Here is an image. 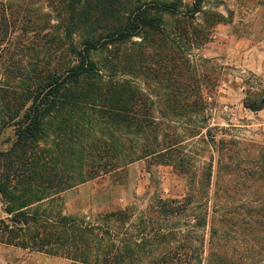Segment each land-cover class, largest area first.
<instances>
[{"label":"trees","instance_id":"1","mask_svg":"<svg viewBox=\"0 0 264 264\" xmlns=\"http://www.w3.org/2000/svg\"><path fill=\"white\" fill-rule=\"evenodd\" d=\"M20 1L0 0V58L7 54L0 61V131L14 129L0 150V243L65 255L71 264H227L215 251L223 248L219 229L213 225L206 239L209 209L226 221L210 207L208 189L213 153L221 170L237 156L239 140L205 135L211 156L196 167L179 151L185 138L174 130L177 120L207 111L218 78L203 73L190 53L225 16L203 0H47L57 31L32 49L24 44L31 10ZM198 13L204 24L195 25ZM21 46L34 51L32 60L10 62ZM252 94L246 106L263 109L264 92ZM141 159L177 169L188 183L185 195L157 199L150 216L131 222L132 233L128 209L103 214L102 222L64 213L62 192ZM248 161L253 186L263 189L255 214L264 219V145ZM154 214L163 222L153 233Z\"/></svg>","mask_w":264,"mask_h":264},{"label":"rangeland","instance_id":"2","mask_svg":"<svg viewBox=\"0 0 264 264\" xmlns=\"http://www.w3.org/2000/svg\"><path fill=\"white\" fill-rule=\"evenodd\" d=\"M20 2L21 8L29 7V18L34 22L29 23L31 28L24 44L38 48L44 43V38L41 39L44 34L57 31V13L47 0ZM184 2L192 4L194 0ZM203 5L223 14L225 20L216 25L209 42L199 48L192 47L190 58L203 73L217 76L218 83L205 114L196 119L177 120L174 130L185 138L179 151L188 153L196 167H202L211 156L210 148L208 150L204 142L205 135L210 142V135L217 139L224 135L239 140L237 156L226 160L228 164L221 170L217 155L213 153L209 205L224 213L226 221L222 222L219 212L213 213L209 209L206 239L208 241L214 225L219 229L220 240L217 241L223 246H218L215 251L224 256L227 264H264V224L260 222L264 219L255 214L257 207L261 208L256 200L263 194V189L253 186L248 161L257 153V146L264 145V108L254 111L245 103L254 99L252 93L264 92V0H203ZM201 21L204 24L202 14L198 13L195 25ZM33 26L40 28V32ZM30 48L27 51L24 46L16 48L8 54V60L10 57L9 61L18 65L32 60L34 51ZM6 58L7 54H4L0 61ZM137 82L143 87L146 85L141 79ZM198 125L206 126L201 129L203 133L190 137L191 129ZM13 137L12 127L0 131V150L7 149ZM234 162L240 164L238 171ZM187 189L186 178L173 166L141 159L118 173L99 176L62 192L59 202L64 213L88 222H102L103 214L128 209L131 220L125 227L132 233L131 222L144 214L150 216L151 206L157 199L181 198ZM153 218L155 229L151 232L154 233L163 221L157 214ZM155 239L156 244H160V238ZM210 252L211 246L206 243L204 262ZM0 264H71V260L65 255L0 243Z\"/></svg>","mask_w":264,"mask_h":264}]
</instances>
